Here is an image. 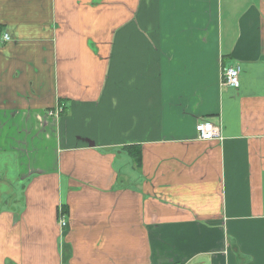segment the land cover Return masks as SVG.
<instances>
[{"label": "crops", "instance_id": "0c3cea01", "mask_svg": "<svg viewBox=\"0 0 264 264\" xmlns=\"http://www.w3.org/2000/svg\"><path fill=\"white\" fill-rule=\"evenodd\" d=\"M0 264H264V0H0Z\"/></svg>", "mask_w": 264, "mask_h": 264}, {"label": "built area", "instance_id": "2783aa9c", "mask_svg": "<svg viewBox=\"0 0 264 264\" xmlns=\"http://www.w3.org/2000/svg\"><path fill=\"white\" fill-rule=\"evenodd\" d=\"M6 40H9V37L6 36ZM240 78H241V67L240 66H229L223 68L222 71V85L227 88H239L240 87ZM62 110V108H59ZM60 114V112H59ZM58 114V115H59ZM51 116H56L54 112L50 113ZM196 131L198 134V139L201 141H213L222 139L221 130L219 126L214 125L210 122L200 123L196 126ZM60 225L62 228L67 226L66 220L61 219Z\"/></svg>", "mask_w": 264, "mask_h": 264}, {"label": "trees", "instance_id": "16d2710c", "mask_svg": "<svg viewBox=\"0 0 264 264\" xmlns=\"http://www.w3.org/2000/svg\"><path fill=\"white\" fill-rule=\"evenodd\" d=\"M126 150H128V153L134 155V157L137 159V156H136V155L134 154V152L132 151V150H133V147L129 146V147L126 148ZM65 258H67V256H66Z\"/></svg>", "mask_w": 264, "mask_h": 264}, {"label": "rangeland", "instance_id": "374dc122", "mask_svg": "<svg viewBox=\"0 0 264 264\" xmlns=\"http://www.w3.org/2000/svg\"><path fill=\"white\" fill-rule=\"evenodd\" d=\"M60 114H62L63 110H59ZM51 113V112H50Z\"/></svg>", "mask_w": 264, "mask_h": 264}]
</instances>
